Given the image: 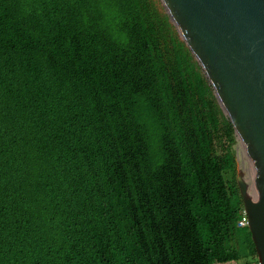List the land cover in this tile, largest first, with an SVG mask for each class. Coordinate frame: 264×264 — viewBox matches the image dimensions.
<instances>
[{
    "label": "trees",
    "instance_id": "16d2710c",
    "mask_svg": "<svg viewBox=\"0 0 264 264\" xmlns=\"http://www.w3.org/2000/svg\"><path fill=\"white\" fill-rule=\"evenodd\" d=\"M235 143L160 0H0V264H258Z\"/></svg>",
    "mask_w": 264,
    "mask_h": 264
},
{
    "label": "water",
    "instance_id": "95a60500",
    "mask_svg": "<svg viewBox=\"0 0 264 264\" xmlns=\"http://www.w3.org/2000/svg\"><path fill=\"white\" fill-rule=\"evenodd\" d=\"M200 64L253 172L236 182L258 264H264V0H160Z\"/></svg>",
    "mask_w": 264,
    "mask_h": 264
},
{
    "label": "rangeland",
    "instance_id": "374dc122",
    "mask_svg": "<svg viewBox=\"0 0 264 264\" xmlns=\"http://www.w3.org/2000/svg\"><path fill=\"white\" fill-rule=\"evenodd\" d=\"M233 149L235 152V158H236V163H237V169L243 172V178L248 184V192L251 194H254V176L252 172V168L248 162V159L243 152L242 148L240 147L239 143L236 140V143L233 145ZM243 262V261H242ZM231 264H241L240 262L238 263H231ZM251 264H254L252 261Z\"/></svg>",
    "mask_w": 264,
    "mask_h": 264
},
{
    "label": "built area",
    "instance_id": "2783aa9c",
    "mask_svg": "<svg viewBox=\"0 0 264 264\" xmlns=\"http://www.w3.org/2000/svg\"><path fill=\"white\" fill-rule=\"evenodd\" d=\"M244 226H247V219H246V216L244 214V216H242L240 218V220L237 222V227L241 228V227H244Z\"/></svg>",
    "mask_w": 264,
    "mask_h": 264
}]
</instances>
